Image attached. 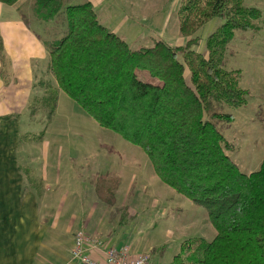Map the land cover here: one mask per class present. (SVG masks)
Listing matches in <instances>:
<instances>
[{
  "label": "trees",
  "instance_id": "trees-1",
  "mask_svg": "<svg viewBox=\"0 0 264 264\" xmlns=\"http://www.w3.org/2000/svg\"><path fill=\"white\" fill-rule=\"evenodd\" d=\"M60 13L61 36L44 39L56 86L34 97L31 109L53 113L63 91L100 127L141 149L162 183L205 208L216 234L184 241L170 264H264V157L257 170L241 172L226 153L236 147L223 134L234 121L224 108L247 104L239 70L222 66L225 50L237 31L259 29L260 11L244 0H182L185 43L156 39L136 49L99 22L90 1L35 0L32 6L42 22ZM215 17L221 23L199 52L196 33ZM120 183L114 171L98 174V200L113 206Z\"/></svg>",
  "mask_w": 264,
  "mask_h": 264
},
{
  "label": "rangeland",
  "instance_id": "rangeland-1",
  "mask_svg": "<svg viewBox=\"0 0 264 264\" xmlns=\"http://www.w3.org/2000/svg\"><path fill=\"white\" fill-rule=\"evenodd\" d=\"M85 1L93 3L99 22L122 37L132 49L150 46L156 39L171 46L186 41L179 31L178 12L182 0H66V3ZM262 1L245 3V6L255 5L263 13L258 20L261 29L237 31L226 47L222 63L227 70H239V85L247 91L246 105L224 108L233 115L234 121L225 125L223 134L238 147L226 153L241 172L250 170L252 164L264 156ZM34 2L27 3L33 6ZM63 20L60 13L48 24L46 39L51 35L61 36ZM220 23L215 17L197 31L200 38L195 47L197 51L204 52L205 38ZM41 95L39 91L34 97ZM32 106L34 100L30 110L21 117L20 143L30 142L37 147L32 152L38 169L46 167V159L50 158L55 183L53 206L57 217L67 224V235L83 230L102 236L106 245L120 243L148 250L145 252L150 253L155 264H170L186 240L214 237L207 235L209 226H206L208 217L204 207L162 183L141 149L100 127L65 93L62 92L58 109L53 113L48 108L37 105L31 109ZM106 171L117 172L121 177L113 206L100 202L94 192L97 175ZM30 177L35 186H42L41 178ZM124 209L126 217L119 224ZM207 223L212 227L209 220Z\"/></svg>",
  "mask_w": 264,
  "mask_h": 264
},
{
  "label": "crops",
  "instance_id": "crops-1",
  "mask_svg": "<svg viewBox=\"0 0 264 264\" xmlns=\"http://www.w3.org/2000/svg\"><path fill=\"white\" fill-rule=\"evenodd\" d=\"M27 2L30 0H18L13 5L0 2V264H80L70 260L74 235H67V224L57 217L53 206L55 183L50 158L46 167L38 169L32 152L37 147L20 143L22 115L30 110L39 91L44 94L48 85L56 86L44 44L50 25L30 18L32 6ZM247 2L263 1L244 0ZM250 7L257 8L262 16L258 7ZM62 92L58 90L56 109ZM263 157L244 173L257 170ZM31 175L41 178L42 186H35ZM207 222V235H215ZM122 245L127 244H111ZM130 249L133 254L148 251ZM90 254L99 259L103 256L100 251Z\"/></svg>",
  "mask_w": 264,
  "mask_h": 264
},
{
  "label": "built area",
  "instance_id": "built-area-1",
  "mask_svg": "<svg viewBox=\"0 0 264 264\" xmlns=\"http://www.w3.org/2000/svg\"><path fill=\"white\" fill-rule=\"evenodd\" d=\"M90 251L103 253L102 259L91 256ZM70 260L80 264H155L149 252L133 254L129 246L105 245L103 240L78 230L74 234Z\"/></svg>",
  "mask_w": 264,
  "mask_h": 264
}]
</instances>
